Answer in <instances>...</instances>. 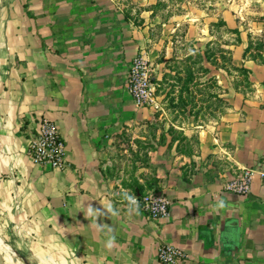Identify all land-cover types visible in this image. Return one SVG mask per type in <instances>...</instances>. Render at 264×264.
<instances>
[{
  "label": "crops",
  "instance_id": "1",
  "mask_svg": "<svg viewBox=\"0 0 264 264\" xmlns=\"http://www.w3.org/2000/svg\"><path fill=\"white\" fill-rule=\"evenodd\" d=\"M160 1L0 0L2 264H165L157 256L165 243L185 250L178 264H264V61L246 51L264 39V0L246 26L230 0H182L170 12L199 47L219 20L238 28L230 61L247 72L246 89L230 81L228 104L208 119L165 122L153 104H137L127 82L137 53L159 77L174 49L156 37L171 6ZM202 51L220 89L221 61ZM222 95L214 88L211 99ZM44 116L65 140L67 167L29 152ZM115 160L133 163L130 173ZM245 166L255 170L251 190L224 188ZM135 191H164L169 213L131 206Z\"/></svg>",
  "mask_w": 264,
  "mask_h": 264
},
{
  "label": "rangeland",
  "instance_id": "2",
  "mask_svg": "<svg viewBox=\"0 0 264 264\" xmlns=\"http://www.w3.org/2000/svg\"><path fill=\"white\" fill-rule=\"evenodd\" d=\"M197 3V0H193ZM168 0H161L160 3H167ZM204 4H209L212 0H203ZM229 2V0H227ZM234 4L235 8H238L239 21L243 22L246 26L253 9L261 7L256 4L255 0H230ZM170 8L167 12L163 7L160 11L161 23L155 25L157 30L156 37H162L164 40H173V51L169 50V56L166 57L165 62L161 68V73L159 77H154L155 81V101L152 103L158 110L155 112L158 120L160 122H165L166 119H172L175 117L182 118L186 117L189 121L197 119L200 115L205 119L213 113V107L217 109L219 106H225L228 104L230 81L233 84L241 85V88L246 89L245 83V73L242 70H235L233 65H231V54H230V44L237 41V34L234 31H230L224 24L219 20L215 25H211L212 33L214 35L213 39H204L201 42L203 45L198 46L197 35L189 34L186 32L187 22H181L176 24L178 20L170 19V12L175 13L176 10L182 11L184 8L181 6L182 0H170ZM238 6V7H237ZM236 12V11H235ZM168 15L167 18H164ZM179 18V17H178ZM168 19V20H167ZM163 20H166V24H163ZM164 34V35H163ZM256 42V39H254ZM201 45V44H200ZM252 52L258 50L256 43L253 44ZM257 47V48H256ZM261 47V46H260ZM202 50L209 51L210 55L215 54L218 60L221 61L222 69L221 74V86L218 88L217 84L213 87L209 74L207 72V67L205 65V57ZM264 50V47L262 48ZM262 50V52H263ZM163 52V50H162ZM161 52V56H162ZM164 53V52H163ZM206 54V53H205ZM207 72V73H206ZM237 76V79L234 77ZM242 82V83H241ZM215 88V92L221 91L222 96L216 97V99H211V95ZM212 92V93H211ZM159 95V97H158ZM214 102V104H213ZM151 104H148L149 106ZM164 109L166 111H164ZM162 113V115H161ZM121 147L117 150H123L125 145H127V140L119 138L116 140ZM121 157L124 158V153L122 152ZM135 165V164H134ZM133 167V163H118L117 160L114 161V169H124L130 173V168ZM118 167V168H117ZM138 168V165H137ZM112 175L117 178L115 172Z\"/></svg>",
  "mask_w": 264,
  "mask_h": 264
},
{
  "label": "built area",
  "instance_id": "3",
  "mask_svg": "<svg viewBox=\"0 0 264 264\" xmlns=\"http://www.w3.org/2000/svg\"><path fill=\"white\" fill-rule=\"evenodd\" d=\"M127 82L138 105L145 106L155 101L154 67L144 51L134 56L129 67ZM29 152L35 161L47 163L54 168H64L69 165L65 140L56 122L48 116L41 119L38 130L31 134ZM254 173V168L245 166L239 175L224 182V188L247 193L251 190ZM126 199L131 206L140 208L154 217L167 215L172 202L164 191H135ZM186 255L185 250L169 243L161 244L157 253L158 259L165 264H178L179 259Z\"/></svg>",
  "mask_w": 264,
  "mask_h": 264
},
{
  "label": "trees",
  "instance_id": "4",
  "mask_svg": "<svg viewBox=\"0 0 264 264\" xmlns=\"http://www.w3.org/2000/svg\"><path fill=\"white\" fill-rule=\"evenodd\" d=\"M220 21L222 23H225L224 20H220ZM234 31L239 32V29L238 28H234ZM237 39L239 40L240 37H238ZM254 41H255L254 39H251L250 43L248 44V46L246 48V51L249 52L250 50H252L253 49V47H252L253 44L256 43V45L258 47V50L254 51V53L252 52V54L254 55V57H257V58L262 59L264 61V54L262 52V50H263L262 48L264 47V39L263 38H257L256 42H254ZM237 69L242 70L244 73L247 72V68H245V67H238L237 66Z\"/></svg>",
  "mask_w": 264,
  "mask_h": 264
},
{
  "label": "water",
  "instance_id": "5",
  "mask_svg": "<svg viewBox=\"0 0 264 264\" xmlns=\"http://www.w3.org/2000/svg\"><path fill=\"white\" fill-rule=\"evenodd\" d=\"M2 262H3V256H2V253L0 251V264H2Z\"/></svg>",
  "mask_w": 264,
  "mask_h": 264
}]
</instances>
